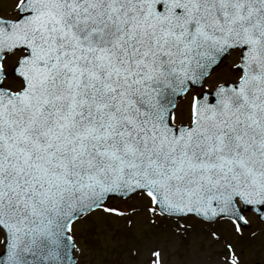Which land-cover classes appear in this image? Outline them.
I'll return each mask as SVG.
<instances>
[{
	"label": "snow or ice",
	"instance_id": "1",
	"mask_svg": "<svg viewBox=\"0 0 264 264\" xmlns=\"http://www.w3.org/2000/svg\"><path fill=\"white\" fill-rule=\"evenodd\" d=\"M89 226L108 264H264V0L0 10V264H81Z\"/></svg>",
	"mask_w": 264,
	"mask_h": 264
},
{
	"label": "rangeland",
	"instance_id": "2",
	"mask_svg": "<svg viewBox=\"0 0 264 264\" xmlns=\"http://www.w3.org/2000/svg\"><path fill=\"white\" fill-rule=\"evenodd\" d=\"M10 0H0V10H3L4 5L9 3ZM135 204L137 207H143V204L139 201L130 202ZM127 207V205H124ZM138 220V235L141 238H146L148 236L153 235L154 228L148 225L147 220L142 215L137 218ZM255 223V220H254ZM256 227H261L258 223H256ZM92 231L91 226L88 227L87 231L85 229H81L76 233L78 242L84 244V241L87 240L88 243L84 244L85 247V255L80 257L81 264H108L111 260V256L101 257L95 254V249L93 248L94 244H97L96 237L92 235H88ZM123 227L122 222L120 227L113 234V239L119 240L121 245V251L123 250L122 246L124 243L123 240ZM160 239H164V232L161 231ZM253 243L257 246L258 249L264 250V235L257 237ZM3 245L0 244V251L2 250ZM199 253V258L203 262V264H213V260L215 258V253L210 250V246L203 239H200L197 242L193 238H189L188 240L182 242L175 248H169L165 255L164 264H190V261L194 258L193 253ZM119 258V257H117ZM249 260V264L251 258H245Z\"/></svg>",
	"mask_w": 264,
	"mask_h": 264
}]
</instances>
